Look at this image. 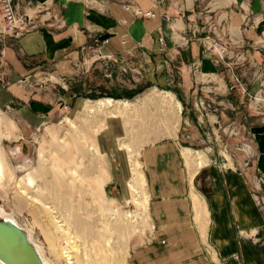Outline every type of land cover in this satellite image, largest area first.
<instances>
[{
	"label": "rangeland",
	"instance_id": "1",
	"mask_svg": "<svg viewBox=\"0 0 264 264\" xmlns=\"http://www.w3.org/2000/svg\"><path fill=\"white\" fill-rule=\"evenodd\" d=\"M127 6L125 10L136 19L157 16L151 11L150 17H144L137 12H145L142 7ZM9 36L17 38L0 28V83L26 90V98L49 104L50 113L44 120L32 118L24 108L26 98L27 103L15 99L10 106L0 105V152L6 175L0 187V210L31 235L51 264H129L131 250L147 240L151 228L142 151L178 140L181 134L186 137L184 157L192 174L201 166L241 171L264 208V91L252 92L241 83L246 90L238 87L243 94L242 109H227L222 122L214 119L220 112L204 100L199 103L200 111H181L180 102L165 93L170 86L156 84L149 77L148 58L135 53L137 47L109 59L101 49L110 40L97 38L95 49L86 48L76 63H38L33 73L11 79V64L2 55V45L11 42ZM127 43L122 40L123 45ZM204 46L208 50L210 44ZM228 53L229 49L224 59ZM214 56L222 61L218 54ZM256 66L264 71V64ZM231 86L230 91L237 89ZM151 91L171 95L179 108L165 102L163 95L159 101L144 99ZM105 99L135 106L114 113L104 106H91ZM43 165L53 170L52 186ZM28 176L37 186L36 192L25 185L31 195L38 196H33L35 203L18 192L17 183ZM21 195L24 200L18 198ZM196 200L199 212L203 201ZM45 206L56 210L67 234L58 230Z\"/></svg>",
	"mask_w": 264,
	"mask_h": 264
},
{
	"label": "crops",
	"instance_id": "2",
	"mask_svg": "<svg viewBox=\"0 0 264 264\" xmlns=\"http://www.w3.org/2000/svg\"><path fill=\"white\" fill-rule=\"evenodd\" d=\"M16 3L32 30L17 38L9 36L11 42L2 45V55L11 64V79L33 73L40 67L38 63H76L86 48L95 49L93 40L97 38L110 40L101 49L109 59L137 47L135 53L148 58L145 69L149 77L156 84L170 86L165 92L180 102L181 111H200L199 103L204 100L220 112L214 119L222 122L227 109H242L240 89L229 90L233 76L252 92L264 91V71L256 66L264 64V49L260 48L264 45V0ZM133 3L145 12H155L156 18H134L124 8ZM122 40L128 43L123 45ZM215 41L229 46L224 61L204 46ZM9 86L0 83L1 106H10L15 99L27 103L24 98L29 92ZM26 99L24 108L32 118L47 119L49 104ZM185 138L181 134L178 140L156 143L142 151L151 228L147 240L131 250L129 264H264L260 198L241 171L201 166L192 174L184 157ZM197 198L203 201L199 212Z\"/></svg>",
	"mask_w": 264,
	"mask_h": 264
},
{
	"label": "bare ground",
	"instance_id": "3",
	"mask_svg": "<svg viewBox=\"0 0 264 264\" xmlns=\"http://www.w3.org/2000/svg\"><path fill=\"white\" fill-rule=\"evenodd\" d=\"M166 93V92H165ZM165 93H163V92H161V93H159V92H157V91H151V93L149 94V95H147L144 99H147V98H149L150 100H153V101H155V100H161L162 98L164 99V101L165 102H167V103H169L171 106L172 105H176V107H178V105L179 104H177L176 102H175V99H173L172 97H171V95L169 96L168 94H165ZM160 95H163L162 96V98H160L159 96ZM92 107H94V106H104L105 108H107V109H110V111L113 113V112H115L116 110H123V109H126V108H130V107H132V106H135V103H131V102H118V101H114V100H112V99H105V100H101V101H99V102H97V103H92V105H91ZM90 106V107H91ZM173 106V107H174ZM103 107V108H104ZM179 108V107H178ZM87 109H89V108H87ZM101 109V108H100ZM112 109V110H111ZM115 110V111H114ZM106 111V110H105ZM0 122H1V119H0ZM5 122V121H4ZM0 125H1V123H0ZM7 125V124H6ZM10 130H12V129H10ZM9 131V130H8ZM10 133H12V132H10ZM13 134V133H12ZM60 144V143H59ZM64 147V146H63ZM56 151V150H55ZM186 155H188V154H186ZM130 157H132V156H130ZM134 157H136L135 155H134ZM44 160V159H43ZM5 161H4V158H3V155L1 154V152H0V187L1 186H3V184H4V181H5V177H6V175H5ZM43 163V162H42ZM41 163V164H42ZM45 163V162H44ZM48 163V162H47ZM44 166V165H43ZM42 166V167H43ZM136 166V165H135ZM139 166V165H138ZM44 169L42 170L43 171V174L46 176V177H48L47 179H48V181H50V186H52L53 185V181L51 180V176H53L52 175V172H53V170H52V172L50 171V169L49 168H45V166L43 167ZM134 169V168H133ZM41 171V172H42ZM140 172V171H139ZM134 173H136V172H133V174ZM53 174H55V173H53ZM43 175V176H44ZM137 175V174H136ZM55 176V175H54ZM53 176V178H55ZM136 177H139L138 175L136 176ZM133 178H134V176H133ZM141 178V177H140ZM139 179V178H138ZM24 182H21L20 181V183H17V187H18V192L20 193V194H22V195H24V196H26V199L27 200H30V201H32V203H35V199L33 198V196H35V197H38V196H36V195H31V192L29 193V190L27 191L26 190V188H25V185L26 186H28V187H31V189L33 188V190L32 191H34L35 190V184H34V181H33V179L30 177V176H28L26 179H24L23 180ZM132 181V180H131ZM135 181H136V179H135ZM139 181V180H138ZM138 181H136V182H138ZM60 182L62 183V181L60 180ZM134 183V182H133ZM137 184V183H136ZM139 184H141V183H138L137 185L138 186H140ZM131 185V184H130ZM133 185V184H132ZM131 185V186H132ZM135 185V184H134ZM61 186V185H60ZM37 187V186H36ZM39 187V186H38ZM56 187V186H55ZM133 187H135V186H133ZM50 188V187H49ZM53 188V187H52ZM137 188V187H136ZM140 188H141V186H140ZM38 189V188H37ZM47 189V188H46ZM133 189V188H132ZM48 190V189H47ZM135 190V189H134ZM140 190V189H139ZM17 191V190H16ZM36 191V190H35ZM49 191V190H48ZM37 192V191H36ZM36 192H34V193H36ZM136 192H137V189H136ZM140 191H138V193H139ZM40 193V192H39ZM42 193V192H41ZM44 193V192H43ZM134 193V192H133ZM135 194V193H134ZM19 196L18 198L19 199H23L24 197L23 196ZM37 195H39V194H37ZM50 195V194H49ZM140 195V194H139ZM136 196V195H135ZM140 197V196H139ZM46 198V197H45ZM141 198H143L142 197V195H141ZM134 199H136V198H134ZM24 200V199H23ZM136 202V201H135ZM137 202H139V201H137ZM141 203V202H140ZM139 203V204H140ZM46 207V206H45ZM140 207V206H139ZM47 208V210H49V216L54 220V224H56V226L59 228L58 230H60L61 232H63L64 234H67V228H65V226L62 224H60L61 222L59 221V219H58V217H56L55 215L57 214V212H55L56 210L55 209H53L52 207H46ZM45 208V209H46ZM129 214V213H128ZM129 217V216H128ZM0 220L1 221H5L6 223H13V224H15V225H17L21 230H23L24 231V233L26 234V237H27V239H28V241L32 244V246L35 248V250L37 251V254H38V256L40 257V259H41V261H42V263L43 264H51L46 258H45V256L43 255V252H42V250H41V248L37 245V244H35V242L33 241V239L31 238V235L30 234H28L27 232H25V230L23 229V227L17 222V221H11V219H9V218H7L6 217V213L3 211V210H0ZM53 222V221H52ZM58 224V225H57ZM61 228V229H60ZM57 229V228H56ZM0 264H5L4 262H2L1 260H0ZM70 264H73V263H70Z\"/></svg>",
	"mask_w": 264,
	"mask_h": 264
},
{
	"label": "water",
	"instance_id": "4",
	"mask_svg": "<svg viewBox=\"0 0 264 264\" xmlns=\"http://www.w3.org/2000/svg\"><path fill=\"white\" fill-rule=\"evenodd\" d=\"M0 260L5 264H43L24 231L1 220Z\"/></svg>",
	"mask_w": 264,
	"mask_h": 264
},
{
	"label": "built area",
	"instance_id": "5",
	"mask_svg": "<svg viewBox=\"0 0 264 264\" xmlns=\"http://www.w3.org/2000/svg\"><path fill=\"white\" fill-rule=\"evenodd\" d=\"M129 9V6H126ZM137 12L144 17H150L151 12H143L142 10H137ZM31 24L27 16H21L18 12V5L16 0H0V28L7 30L11 36L19 37V35L24 32H29L28 27ZM224 41L212 42L208 50L213 51L215 49L216 55L220 57L221 60L226 56L227 47ZM209 43V42H208ZM235 82L231 86V89L242 88L244 92L246 90L242 87L241 81L238 77L234 76Z\"/></svg>",
	"mask_w": 264,
	"mask_h": 264
}]
</instances>
